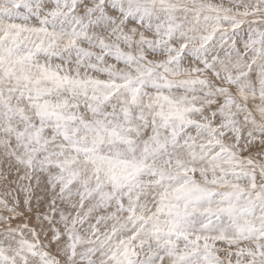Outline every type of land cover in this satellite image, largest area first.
Listing matches in <instances>:
<instances>
[{"label":"snow or ice","instance_id":"6c2138e0","mask_svg":"<svg viewBox=\"0 0 264 264\" xmlns=\"http://www.w3.org/2000/svg\"><path fill=\"white\" fill-rule=\"evenodd\" d=\"M0 264H264V0H0Z\"/></svg>","mask_w":264,"mask_h":264}]
</instances>
